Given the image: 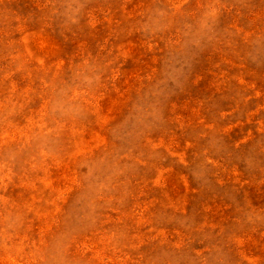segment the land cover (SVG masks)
<instances>
[{"label": "rangeland", "instance_id": "obj_1", "mask_svg": "<svg viewBox=\"0 0 264 264\" xmlns=\"http://www.w3.org/2000/svg\"><path fill=\"white\" fill-rule=\"evenodd\" d=\"M0 264H264V0H0Z\"/></svg>", "mask_w": 264, "mask_h": 264}]
</instances>
